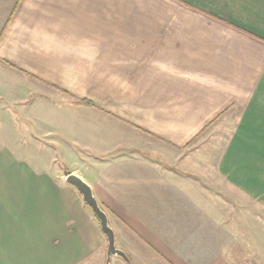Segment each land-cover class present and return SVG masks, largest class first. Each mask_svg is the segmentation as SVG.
Segmentation results:
<instances>
[{"label": "crops", "instance_id": "obj_1", "mask_svg": "<svg viewBox=\"0 0 264 264\" xmlns=\"http://www.w3.org/2000/svg\"><path fill=\"white\" fill-rule=\"evenodd\" d=\"M216 123L214 152H193ZM24 137L77 161L132 264H251L264 0H0V264L105 263L90 210Z\"/></svg>", "mask_w": 264, "mask_h": 264}, {"label": "rangeland", "instance_id": "obj_2", "mask_svg": "<svg viewBox=\"0 0 264 264\" xmlns=\"http://www.w3.org/2000/svg\"><path fill=\"white\" fill-rule=\"evenodd\" d=\"M3 81H6V80H3ZM3 121L6 124L7 128L11 127L12 129H14L15 126L12 125V123L10 122L9 119H7V117ZM216 126H218L217 123L212 125L211 128L206 130L197 139L193 140L190 143L189 147L191 148V150L193 152L198 151V149H203L202 152L204 154H208V155H210V154H212V152H214V148L216 147V143H218V140H221L222 137L224 136L223 131L222 130L218 131L216 129L217 128ZM24 129H25V127H24ZM22 134H23L22 136H25L27 134V132H25V134H24V132L22 131ZM21 144H23V146L25 148L30 147V153H32L33 157L35 159H37L39 162H41L42 164L48 163L49 160L51 163L54 162L53 169L58 168L59 170H61L63 172L65 170L68 172L70 169H75L76 168L75 165H78L77 161L74 158L67 157L63 150L59 151V150L53 149L52 151H50V150H46L45 148L41 149L38 145L31 144L29 142V140L26 139L25 137L22 138ZM49 148H53V147L50 145ZM214 164H215V157L209 156L207 165L211 166ZM210 176L213 178V174H211ZM225 196H228V195L225 193ZM241 200H242V198H241ZM246 206L248 208H250V211H252V212H255L257 214H258V212L259 213L261 212L262 215H257V216L261 217V218L263 217V214H264L263 209H260L256 206H253V205H250V206L246 205ZM242 211H244V210H242ZM255 228L258 232L259 226H255L254 229ZM255 236L257 237V242H259L261 240L260 241L261 244L264 243V238L261 239V234H255ZM250 258L252 260L251 264H264V252H260L258 247L256 249L254 259L251 257V255H250Z\"/></svg>", "mask_w": 264, "mask_h": 264}, {"label": "water", "instance_id": "obj_3", "mask_svg": "<svg viewBox=\"0 0 264 264\" xmlns=\"http://www.w3.org/2000/svg\"><path fill=\"white\" fill-rule=\"evenodd\" d=\"M65 183L73 187L80 195L83 203L90 210L94 219L97 221L101 233L106 239L107 245L104 264H110V259L113 256L120 257L126 263L132 264L129 256L116 247L115 235L113 230L109 226L107 214L96 202L90 187L81 178L71 173L65 175Z\"/></svg>", "mask_w": 264, "mask_h": 264}, {"label": "trees", "instance_id": "obj_4", "mask_svg": "<svg viewBox=\"0 0 264 264\" xmlns=\"http://www.w3.org/2000/svg\"><path fill=\"white\" fill-rule=\"evenodd\" d=\"M82 103H85V104H88V105H90V103H88V102H86V101H82V102H81V104H82ZM64 174H65V175H67V174H68V172L65 170V171H64Z\"/></svg>", "mask_w": 264, "mask_h": 264}]
</instances>
